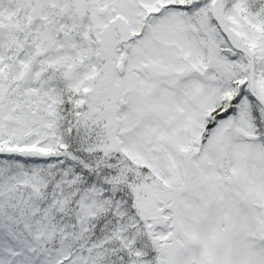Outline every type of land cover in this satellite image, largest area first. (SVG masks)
Returning <instances> with one entry per match:
<instances>
[{"label":"snow or ice","instance_id":"snow-or-ice-1","mask_svg":"<svg viewBox=\"0 0 264 264\" xmlns=\"http://www.w3.org/2000/svg\"><path fill=\"white\" fill-rule=\"evenodd\" d=\"M0 264H264V0H0Z\"/></svg>","mask_w":264,"mask_h":264}]
</instances>
